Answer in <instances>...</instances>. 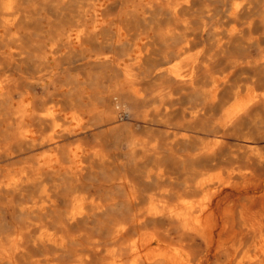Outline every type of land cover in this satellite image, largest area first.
Returning <instances> with one entry per match:
<instances>
[{"label": "bare ground", "instance_id": "6f19581e", "mask_svg": "<svg viewBox=\"0 0 264 264\" xmlns=\"http://www.w3.org/2000/svg\"><path fill=\"white\" fill-rule=\"evenodd\" d=\"M0 264H264V0H0Z\"/></svg>", "mask_w": 264, "mask_h": 264}, {"label": "clouds", "instance_id": "9594fccd", "mask_svg": "<svg viewBox=\"0 0 264 264\" xmlns=\"http://www.w3.org/2000/svg\"><path fill=\"white\" fill-rule=\"evenodd\" d=\"M185 2L187 3L188 0H185ZM236 7H237V9H239L240 7H242V4H237ZM156 95H159V93H157ZM167 98L168 99H173V97H171L170 95ZM154 110H157L158 111V109H154ZM113 111H115V112H119L120 111V104H119V102L116 103ZM64 130L66 131L67 129H64Z\"/></svg>", "mask_w": 264, "mask_h": 264}, {"label": "rangeland", "instance_id": "374dc122", "mask_svg": "<svg viewBox=\"0 0 264 264\" xmlns=\"http://www.w3.org/2000/svg\"><path fill=\"white\" fill-rule=\"evenodd\" d=\"M104 54H106V55H111V53H104ZM123 149H125L124 148V145L123 146H121Z\"/></svg>", "mask_w": 264, "mask_h": 264}]
</instances>
